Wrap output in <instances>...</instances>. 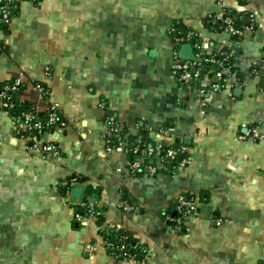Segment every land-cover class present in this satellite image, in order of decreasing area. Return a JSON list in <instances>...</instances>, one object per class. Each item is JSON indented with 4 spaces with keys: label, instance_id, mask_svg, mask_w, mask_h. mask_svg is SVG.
<instances>
[{
    "label": "crops",
    "instance_id": "0c3cea01",
    "mask_svg": "<svg viewBox=\"0 0 264 264\" xmlns=\"http://www.w3.org/2000/svg\"><path fill=\"white\" fill-rule=\"evenodd\" d=\"M227 8L240 37L204 23ZM175 24L206 52L232 47L224 89L201 97L174 77ZM15 78L18 99L39 112L55 102L65 125L42 135L57 146L44 155L0 110V264H264V0H22L0 27V82ZM108 112L183 162L131 173L127 153L105 148ZM71 174L82 181L63 195ZM77 186L101 219L75 217ZM182 196L193 212L169 221ZM118 233L144 247L141 261L110 255L104 235Z\"/></svg>",
    "mask_w": 264,
    "mask_h": 264
},
{
    "label": "built area",
    "instance_id": "2783aa9c",
    "mask_svg": "<svg viewBox=\"0 0 264 264\" xmlns=\"http://www.w3.org/2000/svg\"><path fill=\"white\" fill-rule=\"evenodd\" d=\"M22 0H0V26H8L12 17L16 14L19 4ZM38 1V0H30ZM240 14L236 12L233 14L232 9H222L221 12L214 14L210 17L212 24H215L217 20H221L223 24V31L232 37H240L243 32L244 24L240 25L235 23L236 18H240ZM238 16V17H237ZM170 33L173 31V27L170 29ZM195 32L192 30L187 31L185 34L172 37L174 50L172 52L173 60L171 62V73L179 81V83L187 90H192L199 96L203 97L210 92L219 91L225 88L230 81L232 75V59L234 57V50L230 45L218 49L214 52H206V45L201 41L190 42ZM190 43L194 51L193 59H183L178 55V50L181 44ZM20 88V80L18 78L13 79L11 82L4 84L0 87V110L6 111L15 107V101L13 94L18 92ZM36 89L42 95L47 93L45 86L41 83H36ZM264 91V85H263ZM101 106L105 107V103H101ZM45 119L40 118V112L33 106L27 110L20 111L15 120L17 127L15 133L28 142V148L34 152L52 155L57 153V146L51 142L41 143L35 135L29 134L30 130H36L37 134H41L43 131V122L46 125H52L54 128H60L65 125V121L60 116V110L55 102L49 101L44 109ZM105 130L102 134V140L105 148L124 150L126 141L120 135L121 124L116 122L115 116L108 112L104 117ZM251 136L257 137V133L253 130ZM245 135H240V138H245ZM111 140L115 145H111ZM164 142L159 140L154 146H143L139 139H136L133 145L129 148V153L134 155V158H130L127 169L133 173H146L149 175H155L160 168L163 167L164 158H177L179 151L173 147H168L165 150V156L160 155L159 151L162 148ZM155 156V163H145L144 158ZM182 163L183 160L179 159ZM77 205L88 210L89 216L98 215V211L95 210V204L87 198L85 201H78ZM125 208L130 209V206L124 204ZM194 202L187 201L185 198L180 197L178 201V209L184 214V217L189 215L194 210ZM81 213L76 212L75 217L80 219ZM169 221L180 222L181 217L170 218Z\"/></svg>",
    "mask_w": 264,
    "mask_h": 264
},
{
    "label": "trees",
    "instance_id": "16d2710c",
    "mask_svg": "<svg viewBox=\"0 0 264 264\" xmlns=\"http://www.w3.org/2000/svg\"><path fill=\"white\" fill-rule=\"evenodd\" d=\"M232 12H233V14H236V11L232 10ZM213 15L214 14H209L204 18L205 25L210 29H213V30H216L219 32L223 31V24H222L221 20H217V22L215 24L211 23L210 17ZM235 23L243 25L242 17L236 18ZM0 27L4 28L6 26H0ZM172 27H173V31L170 33L172 37L185 34L187 31L191 30V29L183 28L181 25H178V24H175ZM195 41L201 42V39L196 32H195V35L192 36V39L190 40V42H195ZM232 67H233V65H232ZM9 82H11V81H9ZM9 82H0V87L4 84L9 83ZM20 89H21V86H20L19 90ZM19 90H18V92H19ZM18 92L13 94V98L15 101V107L7 110V113L9 115H11L12 117H14V119L20 111L27 110L30 108L29 103L18 99V97H17ZM40 118H42L43 120L45 119L44 110L40 112ZM116 122L118 124H121V126H122L121 131H120V135L126 141V145H125L123 151L129 155V158H134V155H132L128 151L136 139H139L141 141V143L143 144V146H148V145L154 146L156 144V142H154V141L150 140L148 137H146L143 132H139V133H135V134L129 133L128 129L125 127V125L120 120H118V118H116ZM53 129H54V127L52 125H46L45 122H43V126L41 129L43 132L41 134H37L36 130H33V129L29 131V134L35 135L36 138L40 141V139L42 138V135L45 132L51 131ZM42 143H44V142H42ZM111 145H115V143L112 140H111ZM168 147H173V148L177 149L176 144H173V143L165 144L164 143L162 148L159 151V154L165 156V150ZM144 162L145 163H147V162L155 163L156 162L155 156L144 158ZM163 164H164L163 167L160 168L158 171L169 173V172H173L176 169L178 164H180V160L177 158L170 159V158L165 157ZM140 173H142V172H140ZM140 173H136V174H140ZM81 181H82V178L79 175L71 174L65 180L66 183L64 184V186L61 189L62 194L66 195L69 192V190L72 186L71 183H74V182L79 183ZM91 191H92V188L91 187L88 188V186H87L86 187V193L80 198V201H85L88 198V194ZM182 197L185 198L187 201H191L190 200L191 198L189 196H185V197L182 196ZM75 210H76L75 213L78 212L84 216H88V210L86 208H82V207H79L77 205ZM95 210H97L96 205H95ZM181 210L183 211L184 209H181ZM181 210L178 209V201H177L175 214L169 213L170 215L168 217H170V218L181 217V221H182L184 219V214L181 213ZM192 212H193V210H192ZM97 217H98L97 218L98 220L101 219L100 216L97 215ZM103 234H104V232H103ZM123 235H124V233H118L115 236V241H112V239L114 237V236H112V234L104 235V239H105V242L108 246V252L110 253V255L115 257V258L126 257V258H131L135 261H141L143 258V255H144V247H142L136 243L134 244L131 239H128V238L123 239V237L120 238V236H123Z\"/></svg>",
    "mask_w": 264,
    "mask_h": 264
},
{
    "label": "water",
    "instance_id": "95a60500",
    "mask_svg": "<svg viewBox=\"0 0 264 264\" xmlns=\"http://www.w3.org/2000/svg\"><path fill=\"white\" fill-rule=\"evenodd\" d=\"M178 55L183 59H193L194 51L190 43H183L180 45ZM180 157V156H179ZM82 193V187L77 186L71 189V196L76 199H80Z\"/></svg>",
    "mask_w": 264,
    "mask_h": 264
},
{
    "label": "rangeland",
    "instance_id": "374dc122",
    "mask_svg": "<svg viewBox=\"0 0 264 264\" xmlns=\"http://www.w3.org/2000/svg\"><path fill=\"white\" fill-rule=\"evenodd\" d=\"M27 145H28V142H27Z\"/></svg>",
    "mask_w": 264,
    "mask_h": 264
}]
</instances>
